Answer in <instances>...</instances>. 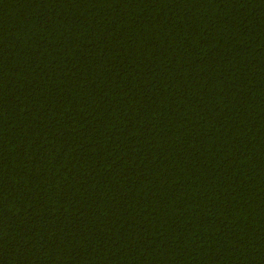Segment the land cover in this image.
Returning a JSON list of instances; mask_svg holds the SVG:
<instances>
[{
	"label": "trees",
	"instance_id": "1",
	"mask_svg": "<svg viewBox=\"0 0 264 264\" xmlns=\"http://www.w3.org/2000/svg\"><path fill=\"white\" fill-rule=\"evenodd\" d=\"M0 264H264V0H0Z\"/></svg>",
	"mask_w": 264,
	"mask_h": 264
}]
</instances>
